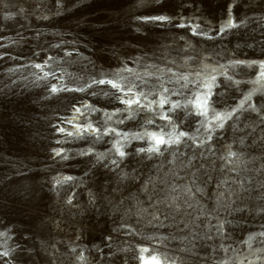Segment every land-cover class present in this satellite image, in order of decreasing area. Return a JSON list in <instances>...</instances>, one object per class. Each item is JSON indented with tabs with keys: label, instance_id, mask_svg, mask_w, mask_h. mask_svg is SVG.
<instances>
[{
	"label": "rangeland",
	"instance_id": "374dc122",
	"mask_svg": "<svg viewBox=\"0 0 264 264\" xmlns=\"http://www.w3.org/2000/svg\"><path fill=\"white\" fill-rule=\"evenodd\" d=\"M229 3L233 0H61L59 4L57 0H0V231L8 232L10 237H0V251L16 249L8 258L12 264H128L131 260L136 264L141 242L196 264H239L237 254L249 249L243 241L264 231V188L260 187L264 184V124L259 123L256 113L244 114L248 119L241 118L237 125L241 130L217 133L222 139L213 142L214 155L206 151L207 145L197 148L187 140L188 146L179 148L183 155L178 159L174 160L169 151L150 160L147 153L137 151L148 147L146 140L124 141L111 135L99 140L86 134L71 139L70 153L63 154L67 159L55 156L52 148L58 140L53 136L58 119L70 112L75 102L86 97L97 104L111 103L113 96L104 93L118 95L108 85H93L86 92L53 94L52 85L80 87L93 78L112 79L117 72L126 81L139 83V74L152 83L154 77L145 76L146 72L159 74L158 69L170 67L173 72L186 73L200 67L201 61L218 67L233 59L264 60V0H235L233 19L237 23L244 20L245 24L221 37L217 33L228 19ZM155 15L170 16L172 21L153 24L138 19ZM182 22L200 25L215 39L193 35L191 26H176ZM186 60L187 65L181 67ZM45 61L49 67L44 71L55 73V77L37 79L44 73L33 65ZM125 66L134 72H120ZM228 71H235L234 79L242 81L240 88H229L224 78L218 77L220 87L214 91L224 92L225 96L214 99L234 105L242 93L259 88L252 103L257 107L264 104V82L252 83L258 66ZM62 98L65 101L60 107ZM217 107H223V103ZM170 115L179 124L177 131L188 132L197 142L206 137L203 128L197 131L200 117H186L182 109ZM127 116L128 113L122 119ZM149 118L155 123L146 124ZM96 120L108 128L103 118ZM167 123L154 112L138 111L134 119H124L118 131L130 137L146 128L172 132L171 127H163ZM242 137L244 142L240 143ZM116 140L125 145L127 155L123 159L113 149ZM229 144L240 159L234 158L232 164L226 165L219 157L227 155ZM89 149L90 155L80 154ZM201 152L207 159L200 156ZM98 153L104 154L100 160ZM194 154L197 158L192 163L197 167L203 164L217 180L228 176L251 189L243 193L244 199L233 196L228 201H235L232 208L242 211H219V219L229 222L225 224L224 239L212 228L217 219H197V212L187 216L183 209L176 213L159 205L169 218L157 213L159 221L152 219L154 209L149 207L148 196L142 190L143 182L151 177L157 187H162L159 181L170 169L178 176L196 171L181 167V161L186 163ZM113 160L118 166L111 163ZM222 166L235 171L222 172ZM60 172L74 179L56 185V179L63 178ZM168 179H172L170 173ZM231 186L239 193L238 184ZM213 189L215 183L208 186V191ZM70 198L72 203H68ZM201 203L215 207L214 199L207 196ZM207 235L213 239L208 240ZM261 241L264 237L257 235L252 248L263 246ZM224 247L229 251L225 252ZM81 254L84 261L78 259ZM0 264H4L3 259Z\"/></svg>",
	"mask_w": 264,
	"mask_h": 264
},
{
	"label": "snow or ice",
	"instance_id": "6c2138e0",
	"mask_svg": "<svg viewBox=\"0 0 264 264\" xmlns=\"http://www.w3.org/2000/svg\"><path fill=\"white\" fill-rule=\"evenodd\" d=\"M155 3H160V0H154ZM235 0H233V3ZM57 3H61V0H57ZM233 3L227 5L228 19L220 26L219 32L217 35L223 36L231 29L240 28L245 24L244 20H240L239 23L235 22L232 16V7ZM139 20H142L144 23H153V24H164L171 23L172 17L166 15H155V16H145L138 17ZM180 28H185L191 26L193 35H202L208 39H215L214 36H209L207 32L203 31L200 28V25H190L189 23H180L176 25ZM2 46V45H0ZM70 55V54H69ZM52 57H49V60H52ZM188 59H194L193 57H188ZM218 63V62H217ZM187 65V60L185 61L184 67ZM258 66L260 71L258 72L253 84H259L264 82V60H241L233 59L228 62L227 65L219 64L218 67L212 66L210 64L200 62V67L194 68L186 73L184 72H173L172 68L167 69H158L159 74L153 72H146L145 76L154 77V81L150 83L147 79H143L139 74H137V80L139 83L132 81H126L125 78L119 75V72L113 74L112 79H95L91 80V83H88L84 86L70 88L67 85H52L50 91L55 94L58 92H86L87 89L92 88L93 85H110L112 89H115L116 92L121 95L116 96L115 93L105 92L104 95H111L115 99H119L120 103L126 105L125 109L117 108L112 113L105 112V122L113 119L114 116H117L119 113L127 111L128 116L124 119H134L138 111H148L154 112V114L161 120H165L168 123L164 125V128L171 127L172 132H165L163 128L160 131H148L147 128L142 133H134L129 136L128 133H120L115 128H106L101 131L100 128L94 127L91 122L87 125H81L73 123V121H67L70 124H73V127L77 129L74 132H66V129L63 127H57L56 130L59 133H66L68 136H80L84 133L91 131V133L96 135V139H101L104 135H109L114 133L116 136H120L124 141L130 139L136 140H146L148 142L147 148H138L137 151L140 153H147L148 159L155 157L164 156L165 153L169 151L172 152L173 158L178 159L179 156H182L183 153L179 152L181 146L187 147V140H192L193 144L197 148H204L207 145L206 151L214 155L212 151L213 142L217 139H222V136H217V133H222L223 130L231 129L233 132L239 131L241 129L237 128V125L241 123V118L248 119L245 116V113H256L259 117V123L264 124V104L257 107L255 103H252V98L261 91L259 88H252L251 90L242 93L241 97L234 105H229L227 100L218 101L214 99L216 96L224 97V92H215L214 89L220 87L218 83V77H223L226 86L231 88L233 86L239 90L242 83L241 80L234 79L235 71L229 72L228 69L235 70L237 68H252ZM33 67L39 69L44 73L43 77H37V79H45L50 75L55 77L53 72H45L44 69L49 67L48 61H45L43 64H34ZM151 67H156L155 65ZM10 72L18 71V69H9ZM120 72L128 71L134 72L133 69L127 68L125 66L123 69L119 70ZM171 74V75H167ZM102 76L107 74L101 73ZM171 85V87H169ZM179 85V87H176ZM96 92H93L92 95H96ZM173 96H181L183 100H172ZM150 97H152L150 99ZM223 103V107L218 108L217 104ZM135 105V109L133 108ZM167 106V107H166ZM159 109L158 112H155V109ZM182 109L185 112V116L194 115L200 117L196 123L199 125L197 131L200 128H203L207 133L206 137L200 139L197 142V139L190 135L186 131H177L179 124L173 120L170 113H175L176 110ZM99 109L93 107L90 104H83L81 106H75L74 112L78 114L74 119H78L79 116H84L86 112H97ZM124 119H121L119 122L123 123ZM155 120L149 118L146 121V124H154ZM248 124H245L244 127H248ZM160 127V126H157ZM244 142V138L240 139V143ZM57 143H63V141H57ZM124 144L120 140H116L113 143V149L115 152L123 159L127 155L124 151ZM231 144L228 145V152L226 156L219 157L221 160H224L227 164H232L233 159L239 160L240 154L231 150ZM54 155L61 157L62 159H67L66 155H63L62 149H54ZM92 149H89L87 152H81V155H90ZM104 154L98 153L97 160L102 159ZM200 156L204 159H207L204 152L200 153ZM197 157L195 154L190 157L187 162L181 161V167L183 169L196 168V171H186L184 176H178L177 173L173 170H169L172 179L169 180V173H165L164 178L159 181V184L162 187H157V183L153 178H149L143 182V191L148 196L149 207L153 208L154 211L151 213L152 219L159 221V215L157 213L163 214L165 219H168V214L163 212L159 205H163L168 209L174 210L176 213H181L183 209V214L187 216H192V212H197V219L200 216L207 217L209 219H217V224L212 225V228L215 229L217 235L221 238H225V224L229 223L226 220H220L218 213L223 209H231V211H242L240 208H232L231 204L235 203L228 201L231 197L236 196L237 200H242L245 197L243 193L250 192L251 189L245 188L243 183L236 180L235 178H229L225 176L222 180H217L211 175L209 171L205 169L203 164L198 167L192 163ZM111 163L118 166V162L113 160ZM171 163V161L169 162ZM157 165V167H161ZM203 170V171H201ZM222 172H232L235 171L233 168H227L225 166L221 167ZM74 178L71 176H65L63 178L56 179V185H63L69 181H72ZM180 181L176 183L175 181ZM215 183V189L208 191V186ZM239 185V193L236 189L232 188V184ZM151 186V188L149 187ZM227 186V187H225ZM261 188H264V184L260 185ZM160 193H164L161 197ZM174 194V195H173ZM207 196L209 199H214L215 207L208 208L206 204H202L201 200ZM183 201V203H180ZM68 203H72L71 198ZM192 209V211H188ZM143 212H147L148 209H141ZM231 211L229 214H231ZM261 211H264V208H261ZM217 214V215H214ZM175 219V217H173ZM152 221H149L151 223ZM160 226H163V222L160 221ZM264 237V231L250 235L247 240L243 243L247 244L249 248L252 247V241L256 239V236ZM0 237H8V232L0 231ZM10 238V237H8ZM164 239H167L166 237ZM207 239L211 240L213 237L207 235ZM264 243V241H261ZM0 247H3L0 245ZM223 247V245L221 246ZM19 248V245H17ZM225 252L229 251L228 247H224ZM16 251L15 248H6L3 251H0V259H3L4 264H12L8 259ZM75 251V249H72ZM149 249L147 247L139 248L140 264H165V261H162L160 256L156 254L145 256V253H148ZM257 252L261 255L257 256L255 260H248L247 257L244 260H241L239 264H258V261L261 264H264V248L257 249ZM78 259L81 261L85 260V257L81 254ZM175 264V261L172 262ZM221 264H228L227 261H222Z\"/></svg>",
	"mask_w": 264,
	"mask_h": 264
},
{
	"label": "bare ground",
	"instance_id": "6f19581e",
	"mask_svg": "<svg viewBox=\"0 0 264 264\" xmlns=\"http://www.w3.org/2000/svg\"><path fill=\"white\" fill-rule=\"evenodd\" d=\"M259 71H260V69H259ZM108 87L111 88L110 85H108ZM119 95H121V94L118 93L117 96H119ZM64 101H65V98L60 99L58 105L60 107H62L64 104ZM85 103L92 105L93 107L99 109V111H97V112H86L84 116H79L78 119H74L75 116H78V114H76L74 112V107L75 106H81ZM135 107L136 106L133 105L134 109H135ZM117 108L125 109L126 105L120 103L119 99H115V98H114L113 102H111V103L97 104L96 101L93 100L92 98H86L85 97L81 101L75 102L74 106L71 107L70 112L63 115L60 119H58L59 121H58L57 127H63L64 129H66V132H74L75 133L77 131V129L75 127H73V124H70L67 122V121L71 120V121H73V123H77V124H81V125H87L89 122H91L94 127H98L101 129V131H103L102 129H105L104 126L96 119L97 118H103V120H105L104 113L105 112L112 113ZM127 113H128L127 111H124V112L119 113L117 116H114L112 120L107 121V124H108L107 127L108 128H115L118 131L120 128V122L119 121ZM56 128L54 129V132H53L54 135L53 136H58L57 141H63V143H57V141L53 142L52 148H53V150L54 149H62L63 154H69L70 152H69L68 148L70 147V145H68V143L71 141V139L77 138L78 136H68L66 133H59L56 130ZM84 134H86L87 136L91 135V136H93L92 138L96 137V135L91 133V131L84 133ZM110 135H111V137H114V138L116 137V135L114 133H110L109 135H104V136H110ZM60 175H62V177L71 176V174H69L67 172H60ZM152 246H157V244H153ZM140 247H147L149 249V252L145 253V256L156 254V255L160 256L162 261H165V257H166L165 264H172L173 261H175V264H196L195 262H188L186 260H182L179 257L176 258L175 256H170V254L168 252H165L163 250L160 251L161 249L152 248L149 245V243H147V242L146 243L141 242L139 245V248ZM139 248H137V251H136L137 253H139ZM260 248H264V245L259 246V247H254V248L251 247L248 250H246L240 254H237L238 255L237 260H239V262H240L241 260H244L245 257H247L248 260H255L257 256L261 255V253L257 252V249H260ZM225 259H227V256L225 257ZM131 262H132V260L128 264H131ZM258 263H259V261H258ZM136 264H140V260L138 258L136 260Z\"/></svg>",
	"mask_w": 264,
	"mask_h": 264
}]
</instances>
